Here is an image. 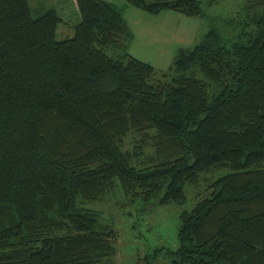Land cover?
<instances>
[{
    "label": "trees",
    "instance_id": "1",
    "mask_svg": "<svg viewBox=\"0 0 264 264\" xmlns=\"http://www.w3.org/2000/svg\"><path fill=\"white\" fill-rule=\"evenodd\" d=\"M126 1L205 16L202 0ZM241 1L158 70L112 3L76 0L60 40L56 9L0 0V264H115L119 231L87 203L184 205L203 180L156 264H264V0Z\"/></svg>",
    "mask_w": 264,
    "mask_h": 264
},
{
    "label": "rangeland",
    "instance_id": "2",
    "mask_svg": "<svg viewBox=\"0 0 264 264\" xmlns=\"http://www.w3.org/2000/svg\"><path fill=\"white\" fill-rule=\"evenodd\" d=\"M105 1L123 10L133 33L131 53L158 70L168 69L180 48L199 42L213 26L217 25L219 19L222 21L221 18L234 15L242 3L241 0H219L217 3L208 4V0H202L205 12L203 17H190L172 10L154 17L127 3L126 0ZM29 4L34 18L50 9L58 11L63 19L57 30L58 39L74 35L75 25L80 21L76 0H29ZM180 32L186 36L194 34L196 37L192 43L182 46L183 43L175 39ZM227 172V169H220L204 176L212 180ZM205 184L203 180L196 187L187 185L185 190L189 202L184 205L173 202L160 203L157 199L150 204L141 200L128 202L122 196L86 205L101 211L119 231L115 264H148L149 261L156 264L169 261L168 251L177 249L179 215L184 209L192 207V197L200 194Z\"/></svg>",
    "mask_w": 264,
    "mask_h": 264
},
{
    "label": "crops",
    "instance_id": "3",
    "mask_svg": "<svg viewBox=\"0 0 264 264\" xmlns=\"http://www.w3.org/2000/svg\"><path fill=\"white\" fill-rule=\"evenodd\" d=\"M165 12L167 13L168 11H165ZM151 15L154 16V17L156 16V15H153V14H151ZM195 37H196V35L194 36V34L192 36H188V35L186 36V35H184V34H182L180 32V35L179 36H175V39H176V41L179 40L180 42H182L183 43L182 46H184L187 43H190V42L192 43L194 41Z\"/></svg>",
    "mask_w": 264,
    "mask_h": 264
}]
</instances>
